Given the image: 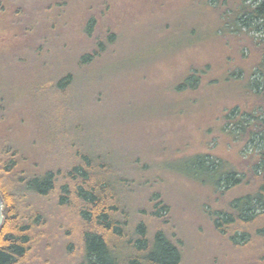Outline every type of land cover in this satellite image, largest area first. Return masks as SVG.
<instances>
[{
  "label": "trees",
  "instance_id": "trees-1",
  "mask_svg": "<svg viewBox=\"0 0 264 264\" xmlns=\"http://www.w3.org/2000/svg\"><path fill=\"white\" fill-rule=\"evenodd\" d=\"M75 1L0 0V14L8 13L10 7L15 14L11 22L24 33L32 29L24 18L27 12L36 9L46 14L38 25L49 30L42 41L53 43L52 53L57 50L70 56L59 66L57 76L47 73L52 66L48 65L39 84H30L32 94L51 91L48 101L57 107L51 106L46 114L47 124H42L34 107L17 105L26 116L18 117L19 124L31 123V117L37 124V131H31L28 138L23 134L14 138L2 129L12 111L5 97L10 83L6 80L5 86L0 81L4 216L0 264H197L189 261L187 232L172 213L163 174L170 171L193 181L198 168L204 172L201 186L208 185L209 178L214 181L202 212L215 235V246L236 251L234 262H223L224 257L212 250L206 260L209 264H264V35L253 33L264 34V0H179L187 3L185 11L197 19L196 24L192 21L169 29L164 23L156 29V44L136 51L135 56L128 53L130 31L115 0ZM172 2L156 0V11L168 13ZM69 5L80 9L78 43H61L56 38L66 29L62 18ZM113 8L116 23L110 15ZM1 21L0 16V26ZM166 38L181 43L167 46ZM212 39L218 43L217 59L193 56L183 62L155 60L151 64L156 77H161L165 65L171 69V78L161 88L163 110L156 120L180 118L184 113L179 111L199 105L201 93L210 91L203 102L209 116L216 115L218 121L208 136L210 140L221 137L228 148L220 154L209 149L158 163L128 154L124 136L105 129L109 136L104 137L94 129L89 108L106 96L109 103L112 68L121 72L147 57L183 54L188 46L202 47ZM30 50L34 55L39 51L32 46ZM24 53L16 59L18 66L13 63L16 68L28 63ZM92 78L97 84L91 83ZM222 83L234 95L214 109L211 91ZM123 116L119 114L121 124ZM103 119L107 121L106 116ZM65 125L72 126L64 130ZM24 140L35 156L29 168L21 166L23 161L27 165ZM255 140L258 149L246 152Z\"/></svg>",
  "mask_w": 264,
  "mask_h": 264
},
{
  "label": "rangeland",
  "instance_id": "rangeland-1",
  "mask_svg": "<svg viewBox=\"0 0 264 264\" xmlns=\"http://www.w3.org/2000/svg\"><path fill=\"white\" fill-rule=\"evenodd\" d=\"M67 1L72 3V0ZM115 1L116 10H120L123 13L121 18L124 20L126 28L130 31L129 37L131 43H127L126 45L128 53L131 52L130 54H134L133 56H135L136 51L146 50L151 45L156 44V29L164 23L170 25L169 29H172V27L175 29L180 24L187 25L190 22L192 23V21L196 24L197 22V19L191 16L188 10L185 11L187 3L182 4L179 0H173L169 12L162 15L156 11V0ZM189 1L186 0V2ZM210 1L213 2V0ZM124 6L126 8L131 7L122 9ZM114 8L110 15L114 20L113 22L116 23L117 21L114 17L117 11ZM37 11L35 9L24 15L26 24L32 23V29L28 33L20 31L17 25L14 27L11 21L15 17V14L10 7L8 13L4 12L0 14L2 19L0 26V81L5 86L6 80L10 83L9 87L6 86L5 97L9 100V111H12L10 117L3 122L2 129L6 130L4 133L14 135V138L18 134H23L22 137L28 138L32 133L31 131H37V124L32 117L31 123L26 121L23 125L19 124L18 117L20 115L22 119H26L25 114L19 108L20 111L17 110V105L19 104H24V107L28 109L34 107L40 113L42 124H47L46 114H48L52 106V103L48 101L51 91H46L47 93L38 92L35 95L30 92V84L33 83L34 86L39 84V81L45 76L48 65L52 66L47 73L53 72V76H57L59 66L63 67L64 60L70 57L66 54L58 53L57 50L52 53L50 49L53 47V43L42 41L44 36L49 34V30L40 28L38 25L47 17L46 14ZM152 11L153 16L149 14ZM63 14L62 20L64 24L66 23V29L64 34H57L56 38L61 43H78L79 36H81L80 26L82 24L80 9L69 5L66 6ZM38 19L40 22H37ZM52 33H55V30ZM253 33L256 36L264 35L261 31L254 30ZM168 39H163L167 46H173V43H181L174 41L172 38L171 41ZM51 41L53 42L54 40ZM30 46L39 50L36 51L37 55L31 53ZM185 51L183 54H171V52L169 54L147 57L140 62L126 67L121 72H115L112 68L110 71L111 91L108 94L109 103L106 96L101 103L90 105L89 108L93 117L92 124L94 129L102 133L104 137L109 136V133L105 129L110 133L124 136L126 142L125 148L128 154L132 156L140 155L144 158L155 160L158 163L171 160L173 157L206 152L209 149L214 154H220L222 150L228 148L229 145L225 144L221 137L210 140L208 136L211 134V127L218 121L216 115L213 117L209 116L210 110L207 109V104L203 102L208 98L210 91L201 93L202 98H200L199 105L190 107L185 111H179L178 114L184 113L180 118L168 121L156 120V114L162 109L159 104L162 96L161 88L171 78V69L168 65H165L162 69L161 77H156V71L153 73L152 71L154 70L151 67V64L155 60L157 63H166L167 61L183 62L193 56H199L198 59L204 60H207L209 57L216 59L220 57L218 43L215 39H212V43L207 40L202 47L192 48L188 46V49ZM24 52H27L26 58L28 63L16 68L18 66L16 59L18 56L20 58ZM108 58H112V56ZM91 83L97 84L96 79L92 78ZM231 92L232 89L224 83L218 85L215 91L212 90L211 94L214 96L211 100L215 101L214 109L220 104L229 101L231 95H234ZM91 93L93 94L94 91ZM75 95L76 103L79 90L75 91ZM56 99L59 100V96ZM23 101L24 103H22ZM55 107L57 106H52V108ZM119 114L121 116L124 115V124H121ZM104 116L107 117V121L103 119ZM28 119L30 120V118ZM70 126L72 125H67L64 130ZM207 126L210 127L209 131L206 129ZM68 137L71 136L69 135ZM87 137H93V135L89 134ZM21 145L28 148L27 151V149L22 147L27 152V165H24L23 161L21 162V166L32 167L31 160H34L35 156L29 152L30 143L24 140ZM258 146V141H252L247 145L245 151L250 152L253 148L258 149ZM176 149H179V151L175 152ZM38 163L40 166V162ZM198 170L196 173L197 178L193 181L181 175L177 176L176 173L173 174L170 171H164L163 174L165 179L167 177V188L169 190L167 192L172 197V213L177 217V224L183 225L184 230H182L187 232V235L185 232L184 234L189 245V261L194 260L197 264H209L206 259L212 250L215 255H222L224 257L223 262H234L236 260L234 258L236 255L234 249L215 246L217 245L214 238L215 235L202 212V205L206 206L209 188L214 181L209 178L208 185H205L206 187L201 186V178L204 176V172L199 168Z\"/></svg>",
  "mask_w": 264,
  "mask_h": 264
},
{
  "label": "water",
  "instance_id": "water-1",
  "mask_svg": "<svg viewBox=\"0 0 264 264\" xmlns=\"http://www.w3.org/2000/svg\"><path fill=\"white\" fill-rule=\"evenodd\" d=\"M2 207H3V198L0 194V229H1V227L3 225V221H4V216L2 214Z\"/></svg>",
  "mask_w": 264,
  "mask_h": 264
}]
</instances>
